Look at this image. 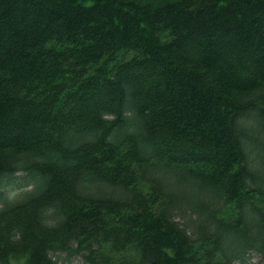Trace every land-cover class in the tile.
Returning a JSON list of instances; mask_svg holds the SVG:
<instances>
[{
  "label": "trees",
  "instance_id": "1",
  "mask_svg": "<svg viewBox=\"0 0 264 264\" xmlns=\"http://www.w3.org/2000/svg\"><path fill=\"white\" fill-rule=\"evenodd\" d=\"M252 118L264 0H0V264H264Z\"/></svg>",
  "mask_w": 264,
  "mask_h": 264
},
{
  "label": "rangeland",
  "instance_id": "2",
  "mask_svg": "<svg viewBox=\"0 0 264 264\" xmlns=\"http://www.w3.org/2000/svg\"><path fill=\"white\" fill-rule=\"evenodd\" d=\"M259 120H255L252 118V121L247 125L253 128V133L255 136V140L251 142L250 146V153L252 157V165L255 169H259L260 173L264 172V122H261ZM25 176V175H23ZM21 174H18L14 179H10L8 182H6L5 186L1 188L0 194L2 198L9 197L11 198L14 195L20 194L22 191H25L27 189L31 188V184L28 180L29 178H23ZM28 179V180H27ZM263 179L259 181L260 184H262ZM173 188L176 189L180 194H182L185 197V200L192 201V204H200L208 202H214L216 206L219 204V201L215 199H211L210 196H205L201 194H197L195 191L193 185L191 184H181L176 185L173 184ZM175 190V191H176ZM208 195V194H207ZM214 204V205H215ZM1 206V202H0ZM188 218V215L185 214L182 216V218L179 219L180 222H184L185 219ZM260 257L259 255L253 253L250 257V264H259L260 263ZM70 264H84L82 259L75 258L72 259ZM249 264V263H247Z\"/></svg>",
  "mask_w": 264,
  "mask_h": 264
}]
</instances>
